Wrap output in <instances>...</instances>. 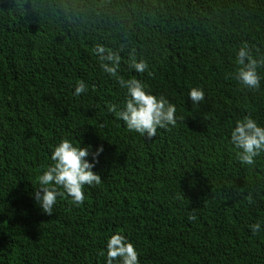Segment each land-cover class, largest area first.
<instances>
[{"label": "trees", "instance_id": "obj_1", "mask_svg": "<svg viewBox=\"0 0 264 264\" xmlns=\"http://www.w3.org/2000/svg\"><path fill=\"white\" fill-rule=\"evenodd\" d=\"M243 42L264 58V0H0V264H106L117 232L139 264H264V152L242 165L230 139L245 116L264 127V68L259 89L230 75ZM133 76L176 106L152 140L107 108H123L118 77ZM64 138L103 146L102 183L48 216L33 192Z\"/></svg>", "mask_w": 264, "mask_h": 264}, {"label": "clouds", "instance_id": "obj_2", "mask_svg": "<svg viewBox=\"0 0 264 264\" xmlns=\"http://www.w3.org/2000/svg\"><path fill=\"white\" fill-rule=\"evenodd\" d=\"M110 64H104L105 71L117 76L119 57H109ZM236 68L230 75L246 89H259L261 76L258 69L264 68V58L257 59L253 55L252 46L243 42L236 51ZM129 67L137 73L148 70L145 60L137 61L134 56L130 58ZM151 75V73H149ZM118 83L127 91V98L123 108L118 110L115 104H108V111L115 113L122 120L130 132H136L142 137L152 140L156 137L158 129H169L177 123L176 106L164 96L151 94L146 85L135 76L130 79L118 77ZM83 80L77 81L74 95H81L87 91ZM188 97L193 105H199L205 99L202 88L193 87L189 90ZM180 119H183L181 117ZM231 143L238 149L237 159L242 165H254L255 158L264 152V127L258 125L251 116H245L235 122L230 135ZM103 152L99 146L95 152L90 151V146H75L67 138L56 145L51 154L52 164L43 170L37 177L39 188H34L33 197L42 212L48 216L53 215V208L58 197L67 195L73 204L79 206L85 200L84 187H92L102 183L101 176L93 171L98 157ZM92 156L93 163L88 161ZM245 199L252 204L253 197L249 193ZM195 211V210H194ZM195 220V215L189 216ZM253 235L260 230V224L249 226ZM106 264H139V253L133 243L128 241L119 232L110 236L106 241ZM101 255H104L102 252Z\"/></svg>", "mask_w": 264, "mask_h": 264}]
</instances>
